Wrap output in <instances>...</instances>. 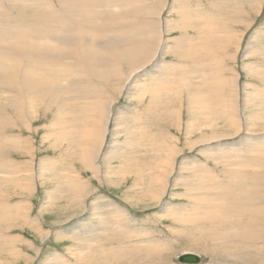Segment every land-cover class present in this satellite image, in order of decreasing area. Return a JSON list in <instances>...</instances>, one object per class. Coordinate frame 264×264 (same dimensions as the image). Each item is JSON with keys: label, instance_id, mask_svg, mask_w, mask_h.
Returning <instances> with one entry per match:
<instances>
[{"label": "bare ground", "instance_id": "bare-ground-1", "mask_svg": "<svg viewBox=\"0 0 264 264\" xmlns=\"http://www.w3.org/2000/svg\"><path fill=\"white\" fill-rule=\"evenodd\" d=\"M197 2L196 5H198ZM206 2L209 6L208 10L206 7H191L194 2L190 4V0H177V4L173 7V11H178L180 9L182 11L176 13V18L168 19L165 18L164 14L165 12H173L169 7L170 5L166 0H157L156 6L153 9L159 8V11L153 18L146 17L144 22L142 21V16L149 15L153 11V9L146 7V0H0V186H6L4 180L10 175L16 174V176L18 175L20 178L24 176L22 183L18 186L19 188L25 187V189L21 190L29 194L32 191L31 186L35 185L34 179L47 174L42 163H40V167L36 170L30 167L21 169L16 160H14L21 156L22 158L31 156L36 149L34 141L37 137L40 138L39 145L48 144L54 146L56 144H65L67 152L71 151V154L77 157L81 164L92 172V178L107 185V177H105L106 180L102 179V175L100 176V166L97 165L100 157L107 161L115 158H124L127 154H132L133 151L137 153L139 147H141V141L145 139L147 133H145L147 128H144L147 123H143L144 120L141 116L142 120L139 126L128 130L129 136L124 137L125 145L120 144L119 149L121 153L119 157H113L115 154H112L113 156L111 155L110 157H104L105 152L103 153V149L115 148L113 144L107 141L112 124L124 127L128 125L129 116L132 119L134 118L131 114L129 115V112L122 113L121 118L118 117V115L112 118V110L109 108L110 99L112 95L119 91L122 93L127 92V94L130 92V94H134V96L139 99H143L144 96L149 93V99L151 101L154 100L159 102L161 100L177 98V93L174 92L176 84H185L188 86L187 89L185 87V90L180 91H182V94L187 93L185 96V98H187V105L193 102V113L196 115L199 113L207 121H212L211 124L201 126L202 128H208L209 133L207 134L205 132V135L212 137L208 139L207 142H203L200 145L203 144L205 148L210 144V140L212 139L213 141L216 140L217 143H221V140L218 139L220 135L217 134H228L217 133V126L222 122H224V126L228 128L231 133L235 134L240 126L239 114L242 112V107L240 108V105L243 103L240 102L238 97L240 87L238 88V82L234 83L237 79L224 78L222 75L220 78V76L217 75L219 72L214 70V68H212V71H208V74L206 73L205 66L209 67L213 64L216 65L219 62L215 61V55H213L214 60L212 58L206 60L205 57L209 58L207 53H210L208 49L207 52H204L203 47L207 46L209 48L208 44L217 42L219 37H221V39L223 38L225 41L224 43L222 42V45H225L226 51V48L230 46L229 41L232 37L230 33L222 34L223 32H219L223 21L228 20L227 17L231 16L234 12L238 13L240 16L247 15V10L250 8L255 10L262 2L261 0H206ZM240 4L243 6V11H240ZM204 8H206V10ZM195 12H198L200 16L195 18ZM238 19H234L233 22L239 21L238 23H241V20ZM225 30L227 29L225 28ZM190 32H192V34ZM173 33H175V35H172ZM172 40L178 42V47L182 49L181 51L171 46L170 42ZM213 46L215 45L213 44ZM253 46L249 48L250 53H253ZM236 50H239V45L236 47ZM167 54L174 57L178 56L179 62L173 63L174 61H169L168 64L171 63L169 67L165 71H159L161 67H159L157 63L158 61L163 62L161 58ZM210 57H212V55ZM147 66L150 67L148 68ZM142 71H145L146 75H149L152 71L153 73L146 78V81L144 80L142 84L137 85L132 90L130 84L135 81L134 79L138 77L137 75ZM210 76L213 77V79ZM149 77L152 78L149 80ZM226 77L228 76L226 75ZM230 80H233V82ZM198 81H202L203 85L201 84L202 86H199L196 84ZM230 82L234 87L232 88L229 98H226L225 95L221 93V90L228 86ZM206 95H208V97ZM254 100L255 97H253V101ZM255 102H257L259 108H264L263 99L256 97ZM163 104L165 105V102ZM174 113L173 108L164 106L160 119H165L167 121L168 116H172ZM146 114L147 116H145V119L148 118L150 113L147 111ZM180 114L181 113H179V117ZM156 120L157 119H155V126L157 127L158 121ZM198 123L199 120H197V118L190 120L187 124L188 126L186 125L187 129L185 130V135L192 134L194 132V125ZM38 126L40 127L39 131L37 128ZM199 129L200 127L196 130L198 131ZM159 130L158 127L157 132H153V135H159L162 132L159 133ZM113 131L114 130H112V132ZM37 132L39 134L41 133V135H38ZM118 132L114 131L113 135ZM253 140H255V142H253ZM148 141L152 144L151 140ZM193 143H195V141H193ZM225 146L226 147H221L220 149H205L207 152L214 151L222 153L227 151L230 153V155L227 156L217 154L213 159L218 162V160L225 158L226 161H223L226 166L229 162L234 160L235 163L229 165H236V167L241 168V170H231V178L225 176L228 179L227 182L232 185V180L237 182L239 178L242 177V172H244L242 168L248 167L247 164L250 161L249 159L259 156V153H264V136H259L254 139H247L244 136L240 138V141ZM158 149L159 148L156 149L153 147V149L151 148L149 151L156 152ZM165 150L167 149L163 146L160 148L159 151H161V155L164 154ZM128 151L129 153H127ZM108 154L110 153L108 152ZM253 154H255V156H253ZM167 156L168 158H166ZM167 156L165 157L167 159L165 161L166 163L168 162V165L167 167L165 165L163 169L161 168V173L163 172L162 174H164L167 168H169L166 175L169 178L163 179V175H161L160 184L162 191L156 195L158 203L162 201L160 198H162L163 191H165L163 194L165 195L168 189L167 187L170 186L172 178L177 171L175 170V153L171 150ZM210 157L211 156H209V158ZM21 162L25 163V160H21ZM28 163L30 162L28 161ZM218 164H220V162ZM195 167L196 166L193 168L192 165L190 170H195L194 172L200 174L201 177L195 179L194 182L190 180V183L199 184L202 183V180L206 182L205 179L212 180V178L206 174L207 169L205 167ZM263 167L264 166H261L262 170L260 173L264 176ZM23 169H25L24 173H21ZM104 169L106 170V168ZM107 169H109V167H107ZM60 170L62 171L61 168ZM67 170L71 173L70 167H68ZM110 171L111 169L108 173ZM227 172L229 173L228 170ZM227 172H224V174L228 175ZM257 172H259V170ZM249 175L252 176L251 174ZM246 176L247 175H245V177ZM176 177L180 178L181 175L178 174ZM235 177L237 179H235ZM69 182L71 187L70 184L66 186L69 187V189H66V187L64 189L59 188L61 194L52 196L50 200L51 203H54L57 200H63L64 198L65 200L68 199V205L72 204L75 207L74 211L76 215L81 216V221L86 222L83 224L85 228H83L82 235L80 236L76 233L75 235H77L79 240L87 241L82 242L85 245V249H87L85 259L87 262L93 263L107 257L126 258V256L131 255V253L129 255L127 254L129 252L127 250L132 252L138 250L136 252L139 253V255L151 254L144 249L142 250L141 247H139L140 249H133L134 247L131 246L132 244H128L129 240H127V236H130L129 232L131 230L129 229L130 224H128V222L134 219L129 216L124 208L120 207L114 201L109 200L107 196L98 195L96 191L85 196V192L89 188V181L87 182L82 178L78 180L72 178ZM240 182L241 181H239V183ZM75 183L80 185L78 194H73L74 190L71 189L75 186ZM250 185L254 192L255 188H253V183ZM13 187L18 189V187ZM198 187L197 191L199 190L198 192H201L199 194H206L208 192L209 194H213L208 187L207 189H205L204 186ZM222 187H224L225 190L230 189L229 184L226 186L223 185ZM261 187L263 186L261 185ZM33 190L35 191L36 187ZM220 190L222 191L223 189ZM229 193L231 194L232 192ZM255 194H257V190ZM90 196H93L94 200L90 199ZM202 202L203 201H201V203ZM13 207L12 205L7 209L10 210ZM248 207L249 209L246 207V210L248 209L247 216L240 215L243 213V206H241V211L235 214L238 215V217H234L235 219L233 218V221L240 222V220L245 221L247 219L248 221H252L255 216L257 223H261L264 216L260 219L258 212L259 208L261 209L264 207L263 204L261 206L250 204ZM5 208H2V210ZM15 208H18L19 213H23L21 215V220L26 222L27 214L23 211L27 212V208L25 209L17 206ZM169 210H171V208H169ZM215 211H217V209L213 208L211 216L214 215L213 217H217V220L215 219L202 223L203 226H207L208 232L212 233L208 240L218 237L216 241L220 243L217 246L220 250H222L223 244L227 245V249L232 250L230 244L231 242L236 243L237 240H239L240 244L239 246L236 244V250L237 246L241 247V243L243 242H245V244L249 243L251 246L249 248L250 252L251 250H257L254 249L258 237V230L255 227L256 224L254 225L252 223V230H249L254 240L243 241L244 239H240V229L243 228L241 230L243 232L245 231L247 228L245 227L246 222H240L237 224L238 226L230 227L228 221H231V217L224 215L226 212L215 214ZM111 212H113V215L116 214L117 217H122L123 220L126 219L127 221L124 220V223H121V221L116 222L118 225L116 226L113 221L114 218L111 220L109 217L112 214ZM168 215L176 216L175 220L179 223H183L186 219L184 214H175V209L170 211ZM94 216H96V218ZM249 216H252L250 217L252 220L249 219ZM91 218H95L97 224L89 225L88 221H92ZM7 219L8 218L4 216H0V224L3 225ZM119 220L115 219V221ZM219 224L223 225V227L218 228ZM193 225L197 226V223ZM116 227H121L122 230L119 229L120 232L118 231L120 234H110L114 229H117ZM237 230L238 232H236ZM146 231L147 229L141 226L138 227V232H135L140 234V237ZM188 232H191V230ZM213 232L222 234L213 235ZM128 233L129 235H127ZM88 234H91V236L94 235V237L88 238ZM117 236L121 237L123 240L121 239V241L111 246L112 244H110V242L112 241V237ZM156 238H141L136 241V244L138 245V242H143V244H145L144 246L149 248L152 247L153 250L163 248L167 242L165 243ZM95 242H97L96 245H94ZM115 245H118V247L113 248ZM92 250L94 251L92 252ZM239 251L241 252V250ZM89 252L93 257L91 260L87 258ZM186 252H188V250H186ZM95 263L105 264V261ZM106 264H111V261ZM115 264L121 263L116 262Z\"/></svg>", "mask_w": 264, "mask_h": 264}, {"label": "rangeland", "instance_id": "rangeland-1", "mask_svg": "<svg viewBox=\"0 0 264 264\" xmlns=\"http://www.w3.org/2000/svg\"><path fill=\"white\" fill-rule=\"evenodd\" d=\"M146 1L147 8L153 9L156 6L157 0ZM166 2L170 5V9L173 11V7L176 6L177 0H166ZM192 2L194 3L191 7H206L207 10L209 8L206 0H190V4ZM196 2L198 5H196ZM261 2V4L255 8V10H252L251 8L247 10V15L240 16L238 13L234 12L232 13L233 16H228V20L223 21L219 32H223L222 34L230 33L232 37V39L229 41L230 46L226 48V51L225 45H222L225 41L223 38L221 39V37H219L217 42L208 44L209 48L207 46L203 47L204 52H207L208 49L210 53H207L209 58L205 57L206 60H210V58L213 59V55H215V61L219 62L216 65L213 64L209 67L205 66L204 68L206 73L208 71H212V68H214V70L219 72L217 75H219L220 78L222 75L224 78L237 79L234 83L238 82V88L240 87L238 97L240 102H243L240 105V108L242 107V112L239 114L240 126L235 134L231 133V131L224 126V122L219 123L217 126V133L220 132L228 134H217L220 135V138L218 139L221 140V143H217L216 140L213 141L212 139L210 140V144L205 148L220 149L221 147H226L225 145L229 146L231 143L240 141V138H243L244 136L247 139H254L259 136H264V108H259L257 102H255L256 97H260L264 100V0H261ZM206 8L204 9L206 10ZM158 11L159 8L153 9L151 14L145 16L143 15L142 21L145 22L146 17L153 18ZM180 11L182 10H175L171 13L165 12L164 16L165 18L173 19L177 17L176 13H179ZM240 11H243L242 5L240 6ZM195 15V18L200 16L198 12H195ZM234 19L241 20V23H238L239 21L233 22ZM225 28L227 30H225ZM190 33L192 34V32ZM172 35H175V33ZM170 44L171 46L176 47L179 51L182 50L178 47V42L176 40H172ZM213 44L215 46H213ZM238 45L239 50H236ZM251 46H253V53L249 52V48ZM211 55L212 57H210ZM161 60H163V62L158 61L157 63L158 66L161 67L159 71H165L171 64H168L169 61H174L173 63L179 62L178 56L174 57L169 54L163 56ZM147 67L149 68L150 66ZM152 73L153 71L149 75ZM149 75H146L145 71L139 73L137 75L138 77L134 79L135 81L130 84V88L133 90L137 85L142 84L144 80L146 81V78ZM226 75L228 77H226ZM151 78L149 77L148 79L150 80ZM211 78L213 79V77ZM230 81L233 82V80ZM231 82L228 86L221 90V93L224 94L226 98H229L232 88L234 87ZM196 84L199 86L203 85L202 81H198ZM175 87L176 89L174 92L177 93V98L161 100L159 102L154 100L151 101L149 99V93L145 95L143 99H139L135 97L134 94H130V92L127 94V92L122 93L119 91L112 95L111 99L109 98V108L112 110V118L116 117V115L121 118V114L124 112H129V115L131 114V116H134V118L132 119L129 116L128 125L124 127H119L112 124L107 141L113 144L116 149L114 147L103 149V153L105 152L104 157H110L112 154H115V156L112 155L113 157H119L121 153L119 149L120 144H124V137L129 136L128 130L139 126V123L142 120L141 116L144 120L143 123H147V125L144 127L147 128L145 130V133H147L145 135V139L141 141L142 144L141 147H139V151H137V153L133 151L132 154H127V156L124 158H115L113 160L107 161L104 158L101 159L100 157L97 165L100 166V176L102 175V179L104 180L105 177H107L106 182L109 183H107V185H104L103 183L98 182V180L92 178V172L88 168L84 167L79 159L71 154V151L67 152L65 144H53L54 146L48 144L39 145L40 138L37 137L34 141L36 149L31 156L26 158H22L21 156L14 159L19 164L21 169L30 167L31 169L36 170L40 167V163H42V166L46 169L47 174L34 179L35 185L31 186L32 191L29 194H26L21 190L25 189V187L19 188L18 186L20 183H22L24 176H21L20 178L18 175L16 176V174L10 175L4 180L6 186H0V216L8 218L3 225L0 224V264H96L95 262L102 261H105V264L109 263L110 261L111 264H115L116 262L121 264H177L174 262V256L176 254L183 253L184 251L186 252V250H188V252L203 256L205 260L203 264H264V219L261 223H257L254 216V214L257 213L253 214V220L250 218L252 216H249V219L252 221H248V219L245 221L240 220L241 223L246 222L245 227H247L244 232L241 230L243 228L240 229V239H244L243 241L254 240L249 230H252V223L254 225L256 224L255 227L258 230V237L254 249L257 250H251V252L249 249L251 247L249 243L245 244V242L241 241L243 242L241 243L242 246L238 247L240 244L239 240H237L236 243L231 242L230 246H232V250L227 249L228 247L226 244H223L222 250H220L217 247L220 243H217L216 241L218 240V237L208 240L212 233L208 232L207 226L202 225L204 222L215 219L217 220V217H213L214 215L211 216L213 208H216L218 211H215V214L226 212L224 215L231 217V221H228L230 227H234L238 226L237 224L240 223L235 220L233 221V218L238 217V215L235 214H237L238 211H241V206H243V213L240 215L243 216H247V210L249 209L248 206H250V204H257L259 206L263 204L264 206V176L262 173H260L262 170L261 166H264V156H262L264 153H259V156H255V154H253L255 157L249 159L250 161L247 164L248 167L242 168L244 172H242V177L239 178V181L241 182L239 183V181L236 182L232 180V186L231 183L227 182V178H231V170H241V168L236 167V165H229L235 163L234 160L229 162L226 166L224 164V161H226L225 158L221 159L222 161L218 160V162L213 159V157H215L217 154L224 156L230 155L229 152H207L204 148V145H200L203 142H207V140L212 137L205 135V132L207 134L209 133V129L202 128L201 126L211 124L212 121H207L199 113V116L198 114L196 115L193 113V102H190V104L187 105V98H185L187 93H181L183 90H185V87L187 89V85L176 84ZM80 91L84 92L83 90ZM206 96L208 97V95ZM253 97H255L254 101ZM164 102L165 105L163 104ZM163 105L165 107L173 108L175 112L174 115L168 116L167 121L165 119H160L164 108ZM147 111L150 114L148 115V118L145 119V116H147ZM179 113H181L180 117ZM192 113L196 116H194ZM196 118L199 120V123L194 125L195 127L193 128V135H185V130L187 129L186 125L190 120ZM155 119L158 121L157 127L155 126ZM158 127L160 129L159 133L162 131V134L160 133L159 135H153V132H157ZM199 127L200 129L197 131L196 129ZM37 128L39 131L40 127L38 126ZM112 130L121 132L113 135L114 131L112 132ZM38 135H41V133H38ZM148 140H151L152 144ZM193 141H195V143H193ZM253 142H255V140H253ZM162 146L165 147L168 152L165 150L164 154L161 155V151L159 150L162 148ZM153 147L159 149L156 150V152L149 151L151 148L153 149ZM171 150L175 153V170L177 171L172 178L170 186L167 187L168 189L165 188L167 189L165 195H163L165 192L163 191L162 198H160L162 199V203H158L156 195L162 191L160 184V180L162 178L161 175H163V179L169 178L166 176L169 168H167V171H165L164 174H162L163 172L161 173V168L163 169L165 165L167 167L168 162L166 163L165 160H167V155H169ZM108 152L110 154H108ZM127 153H129V151ZM209 156L211 157L209 158ZM21 160H25L26 164L21 162ZM28 161L30 163H28ZM219 162L220 164H218ZM192 165L193 168L194 166H196L195 168H198V166L205 167L207 169L206 174L212 178V180L205 179L206 182L202 180V183H199L200 185L198 183H192L195 179L201 177L200 174L194 172L195 170H190ZM68 167H70L71 173L67 170ZM107 167H109V169H107ZM104 168H106V170ZM110 169V172H113L112 174L110 172L108 173ZM24 170L25 169H23L21 173H24ZM258 170L259 172H257ZM224 172H227L228 175L224 174ZM178 174L181 175L180 178L176 177ZM245 175H247V178ZM225 176H227V178ZM72 178H75L76 180L82 178L87 182L89 181V188L86 190L85 196L96 191V193L98 192V195H105L109 198V200L114 201L120 207L124 208L129 216L131 218L133 217L132 219H134L133 221H129V216L127 217L129 221L128 224H130L129 229L132 230L129 232L130 236H127V240H129L128 244H132L131 246L134 247L133 249H140L139 247H141L142 250L144 249L151 254L139 255V253L136 252L138 250L134 252L127 250L129 251L127 254L129 255L131 253V255L126 256V258H121L120 256H118L120 258L107 257L101 261H95L93 263H89V261L87 262L85 260L87 249H85V245L82 243L87 241L79 240L77 238L78 234L80 236L82 235L83 228H85L83 224L86 222L81 221L82 217L76 215V212L74 211L75 207L72 204L68 205V199L65 200L64 198L63 200H57L54 203H51L50 200L52 196L61 194V192H59V188L64 189L66 186H69V181ZM235 179L237 178L235 177ZM190 180H192L191 183ZM225 183L226 185H230V189L225 190V188L222 187L223 185L226 186ZM251 183H253V188H255L254 192L251 189ZM261 185L263 187H261ZM13 186L18 187V189H15ZM198 186H204L205 189L208 187V189H211V193L213 194H209V192L206 193L207 195L205 193L199 194L201 192H198L199 190L197 191V188H199ZM35 187L36 190L34 191L33 189ZM66 189H69V187H66ZM71 189L74 190L73 194H78L80 191V185L75 183V186H73ZM220 189L223 190L221 191ZM256 190L257 194H255ZM229 192H232V195ZM243 192L247 193L248 195L244 194ZM93 196H90V199L94 200ZM201 201L203 202L201 203ZM12 205L14 207L8 210L7 208ZM16 206L25 209L27 208V212L23 211L27 214L26 222L21 220V215L23 213H19L18 208H15ZM246 207L248 208L247 210ZM2 208L5 209L2 210ZM169 208H171V210H169ZM173 209H175V214H184L186 216V219L183 223H179L177 220H175L176 216L168 215V213ZM207 211L210 213H206ZM111 213L112 214L109 217L111 220L114 218L113 221L115 222L116 226H118L116 222L121 221V223H124V220L127 221L126 219L123 220V218L120 217L123 220L122 221L119 217H117L116 214L113 215V212ZM258 213L260 219H262L264 216V207L261 209L259 208ZM94 217L96 218V216ZM95 218H91L92 221H88L89 225L97 224ZM115 219L120 220L115 221ZM195 223H197V226L193 225ZM132 226L133 228L135 227L134 230ZM141 226L147 229V235L145 232L142 234L143 236H140L141 238L157 237L156 239H160L165 243L167 242L166 245L163 248L154 250L152 247L149 248L144 246L145 244H143V242H138L137 245L136 241L140 240L141 238L139 237L140 234L136 232H138V227ZM222 227L223 225H218V228ZM116 228L117 229H114L110 234L113 233L119 235V232L122 229L121 227ZM189 230H191V232H188ZM236 232H238V230ZM75 233L77 235H75ZM129 233L127 235H129ZM214 234L219 235L222 233L213 232V235ZM87 237L93 238L94 235L91 236V234H88ZM234 238L238 239L237 237ZM121 239L122 238L119 236L112 237V241L110 242V244H112L111 246L116 244L118 241H121ZM96 243L97 242H95L94 245H96ZM236 244L238 245L237 250L235 248ZM115 247H118V245H115L113 248ZM239 250H241V252ZM93 251L94 250H92V252ZM90 254L91 253L89 252V256H87L89 260L93 258Z\"/></svg>", "mask_w": 264, "mask_h": 264}, {"label": "water", "instance_id": "water-1", "mask_svg": "<svg viewBox=\"0 0 264 264\" xmlns=\"http://www.w3.org/2000/svg\"><path fill=\"white\" fill-rule=\"evenodd\" d=\"M174 262L177 264H203L204 258L196 253L183 252L175 256Z\"/></svg>", "mask_w": 264, "mask_h": 264}]
</instances>
